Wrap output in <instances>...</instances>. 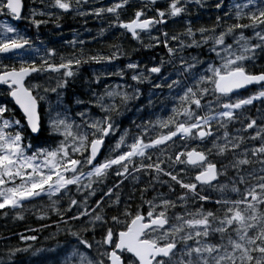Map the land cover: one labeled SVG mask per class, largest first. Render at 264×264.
Returning a JSON list of instances; mask_svg holds the SVG:
<instances>
[{"label":"snow or ice","instance_id":"6c2138e0","mask_svg":"<svg viewBox=\"0 0 264 264\" xmlns=\"http://www.w3.org/2000/svg\"><path fill=\"white\" fill-rule=\"evenodd\" d=\"M129 2L119 0L87 11L89 0H31L27 6L24 0H0V16L26 20L36 29L64 14L100 18L107 13L114 17L110 27L123 29L146 50L163 47L167 53V60L161 57L158 65L141 67L129 59L126 68L134 84L105 86L102 92L91 91L87 101L73 96L70 102L59 90L77 78L83 65L119 59L120 46L113 45L115 51L109 55L86 54L83 47L76 49L85 42L73 39L72 53L59 56L57 62L55 49L40 56L17 26L0 22V96L5 98L0 101V210H12L15 219L23 220L27 204L47 197V207L37 219L46 221L54 214L59 218L57 231L73 238L52 264H264V66L258 65L264 59V0L236 4L234 15L225 13L234 22L219 33L222 17L217 15L211 28L194 27L188 21L182 31H163V39L152 35L156 25H166L169 19L179 22L190 6L207 7V0H166V8L155 9L152 17L144 9L151 11L158 0H141L134 17L123 21L121 10ZM222 5L219 0L215 8ZM244 29L252 31L255 42L237 32ZM229 36L232 43L227 42ZM205 46L215 54L212 62L183 56L186 49ZM20 50H31L38 58H25ZM165 63L175 68L176 78L163 76ZM45 73L49 81L56 80L55 87L34 82ZM111 75L123 79L127 73L120 69ZM160 77L163 82L155 83V88L166 84L170 93L179 89L170 114L136 125V131L130 127L121 131L116 117L130 105L135 107L132 102L141 95L138 85ZM49 93L56 94L55 105ZM73 103L91 108L73 110ZM250 107L257 108L256 117L248 114ZM237 123L241 126L233 133L230 126ZM177 141H183V150H177ZM194 141L203 147H189ZM177 166L183 167L178 171ZM113 175L118 182L109 187L105 181ZM142 176L149 180L136 188ZM125 181L139 192L141 204L135 211L122 199ZM100 185L104 190L92 200ZM165 185L169 192L174 193L176 185L184 192L175 200L162 193L146 198L150 189ZM209 189L218 193L214 200ZM65 199L67 207L61 203ZM197 199L215 207L201 204L189 209L187 202ZM178 202L183 213L169 215ZM144 204L146 215L140 210ZM36 239L21 236L22 241ZM29 248H10L9 261Z\"/></svg>","mask_w":264,"mask_h":264},{"label":"trees","instance_id":"16d2710c","mask_svg":"<svg viewBox=\"0 0 264 264\" xmlns=\"http://www.w3.org/2000/svg\"><path fill=\"white\" fill-rule=\"evenodd\" d=\"M98 1L99 4L102 2L105 3V7L111 6L113 3L119 2V0H89V4L85 5L84 10H89V8ZM25 5H30L31 0H24ZM142 6L141 0H130L129 4L125 6V9L121 10V20L128 21L129 19L133 18L135 12L137 10H140ZM166 0H158L157 4L153 6V9L149 11L147 8L144 9L147 16H155V9H164L166 8ZM37 8L41 7L39 3L36 5ZM214 11H219L221 9H213ZM57 11V10H53ZM207 11V8H200V11L197 15L192 18L191 22H195L196 20L200 19L204 13ZM27 12V7L25 8V13ZM89 17H80L75 15V13L72 14H64L63 18L59 21H56L55 18H53L48 24L41 25L39 29H36L35 27L31 26L26 20H21L18 22H14L9 18L13 25L18 27V30L22 33L26 34L27 37H29L33 43H36L38 40V34H48V42L52 45H59L61 46V42L64 40L62 39L63 35L69 34L71 31H74L71 28H74L78 24H82L84 28L90 27L87 24L89 21ZM40 19L41 17H37ZM43 19H47V17H43ZM114 20V17L107 14V21L108 25L112 23ZM204 24H207L205 21H201ZM59 23V27H67V30H54V31H48V28H52L56 26V24ZM169 23V20L167 24ZM159 26V25H158ZM57 27V26H56ZM210 27V26H209ZM46 31V32H45ZM93 32V31H91ZM158 33L161 35L162 31H158ZM163 39V38H162ZM70 41H72L71 38L67 37L65 38L64 42L67 45ZM106 53L111 54L113 51H115V48L113 45H119L120 44V38L117 31H109L108 38L106 40ZM93 55L97 54L96 47L92 48ZM102 49H99L98 52H101ZM90 53L92 54V51L90 50ZM104 53V52H101ZM143 50L140 48L138 51H132L130 55V59L137 60L144 64H152L154 61L158 62L160 61L161 57L156 54L155 57H152L151 61L148 59H144L142 57ZM35 59V58H33ZM258 65L264 66V59H260L258 61ZM18 66V65H17ZM250 70H252L250 68ZM260 67L258 66L255 71H259ZM2 87V86H0ZM80 96H84V92L82 91L80 93ZM5 98H0V101H3ZM257 107H260V102L255 103ZM250 116L256 117L257 114V108L256 107H250L249 113ZM240 127L241 125L239 123L235 124V127ZM129 127L134 128V124H129ZM178 148L177 150H180L179 145L177 144ZM212 158V156H210ZM163 179L167 180V177H164ZM149 177L148 176H142L141 177V183L136 185V188H143L145 184L148 182ZM221 180H223V177H221ZM113 181H116L112 176L106 180L105 184L107 186H111ZM104 185H100L97 190V195L92 197V200H96L99 198L101 192L104 190ZM151 190V189H150ZM135 189L133 188L131 181H126L125 186L122 187V199L127 201L132 205V208L134 204L137 202V199L139 198V192L135 191V196L132 199H129V193L134 192ZM165 192L166 194H169L176 198L177 195L183 194L184 190L180 189L178 185L175 186V192H169L167 186H157L156 191L154 192ZM213 198V200L218 196L217 192H214L210 194ZM148 193H146V198L148 197ZM63 206L66 205L65 202L62 203ZM201 201L196 200V205H201ZM205 207L207 208H214L215 205L213 203L204 202ZM122 208V207H121ZM7 211L8 215H4V212ZM24 219L23 220H17L15 219V212H12V210L6 209V210H0V259L4 261V264H40L41 261H47V264H51L50 261L55 259L58 255V243L61 242L62 244L68 242V238L73 239L72 237L66 235L64 231H57V223H58V217H56L54 214L49 215V218L46 221L41 220H35L37 218L38 213L33 214L32 212H22ZM67 219V217H65ZM45 223L49 225V227L44 228L42 227ZM30 229H35V231H30ZM29 236V235H35L37 237L36 240H27L22 241L21 236ZM91 235L90 233L88 234ZM97 239H99V236H97ZM29 246H31L29 248ZM29 248L27 252H20L17 253L14 257L11 258V261H9L7 257V252L10 248ZM39 250V251H38Z\"/></svg>","mask_w":264,"mask_h":264},{"label":"rangeland","instance_id":"374dc122","mask_svg":"<svg viewBox=\"0 0 264 264\" xmlns=\"http://www.w3.org/2000/svg\"><path fill=\"white\" fill-rule=\"evenodd\" d=\"M217 2H219V0H207L208 6L204 7V8H207V11L204 13V15L200 19H198L192 23L194 27L204 26V27L211 28L216 21V16L219 15L222 17L221 26L218 27L219 30L217 32V33H219V31H221V29L227 27L228 24H231L234 22V20L231 19L230 16L225 15V13H232L234 15V11H235L234 6L236 4L243 5L245 3H249V0H223V5H222L221 10L214 11L213 9L215 8V4ZM259 2H260V0H256V3H259ZM199 11H200V7L190 6L189 12L187 14H185L184 16H182L181 18H179V22L174 23L173 20L169 19L168 24L162 25V31H170L171 32V30H173V29H175L177 31H182L183 28L186 26V22L191 21L192 18H194V16L199 13ZM5 20H6L5 17L0 16V22H3ZM202 20L205 21L207 24L202 23L201 22ZM7 21L12 24V22L10 21L9 18ZM243 22L247 23V21H243ZM13 26H15V25H13ZM158 28H159L158 25H156L153 28L152 35L161 36V39H162V35H160L158 33ZM240 31H243L246 36L253 37V42H255V38H254L253 33L250 29L237 30L238 33ZM71 32L68 35L69 38H72ZM90 32H91V30L84 28L83 31L80 33V35L82 36L83 39H85L87 34ZM197 37H199L198 33H197ZM132 41L133 42L128 41L126 36L125 35L123 36V40L120 44V48L124 54L127 51L128 54L131 55L132 51L138 50L139 43H137L134 40H132ZM144 42L145 43L149 42L147 35H144ZM227 42L232 43V37L231 36L227 37ZM33 47L38 48L40 50L39 51L40 56L45 54L46 49L40 47L39 45H33ZM208 47L209 46H205L203 49H196V48L186 49L183 52V56L185 57L186 60H191V57L197 56L200 60L212 62L213 59L215 58V54L209 52ZM159 48L162 49V52H160V55H162V57H164L165 60H167L166 50L163 47H159ZM194 49H196L197 52H194ZM97 54H101V52H97ZM9 55H12V54H9ZM20 55H22L25 58H31V59H33V58L37 59L38 58L37 53L32 52L31 50H29V51L23 50L20 52ZM55 59H56V61H59V56L57 55ZM178 59L179 58L177 57V63H178ZM16 60H17V57L13 56V60L11 62H15ZM132 61L140 63L141 67H143L145 65L144 63H141L137 60H132ZM5 62H9V61H5ZM159 62L160 61H158V62L154 61L152 64L158 65ZM127 63L123 62L122 65H117V66H116V64L111 65V64L103 63L101 74H104L105 77H107V86L110 85V86L115 87L118 84L123 85V84H125V82H127V84H129V85L134 84V82L131 80V72H130V70H128L126 68ZM152 64H150L149 66H151ZM200 67H201V70H203V66H200ZM120 69H124V71L127 73V75H125L123 79H121V77H119V76L111 75L112 71H119ZM175 71H176L175 68L171 64L165 63L164 68H163V76L171 75L172 78H176ZM79 75L82 76V79L89 78L88 75L86 74L85 68L80 70ZM47 77H48V74L45 73L42 76L38 77V79L35 80L34 82L47 83V84H50L51 86L55 87L56 80L52 79L49 81ZM162 82H163V77H160V78H155L152 83H144V84L138 85L139 89L141 90V95H140L139 100L132 102V104L135 105V107L130 105L129 110L123 111L121 115L116 117V120L118 121V126L120 127L121 131L124 128H129V124H133V121H135V125H134L135 127H134L133 131H136V125L147 122L149 119L155 121L157 117L166 118V116L168 114H170L171 107L173 106V103L175 102L173 99L174 93L176 91H179V89H174L173 92L170 93L166 84L161 88H155L153 86L155 83H162ZM168 82L170 83L171 81L169 80ZM85 84H88V83H85ZM82 88H83V82H82ZM59 91H61V93L63 94L65 99L69 98L70 95L68 97H66V90L65 89H60ZM83 92H89V90L86 88H83ZM48 95H49L50 100L53 103V105H55L56 94L55 93H49ZM90 95L87 96L84 93V96L79 95V97L87 101V100H89ZM0 98H2V96H0ZM72 98H73V96L70 97L71 101H72ZM149 99H151V101H152L151 104H149ZM205 103H206V101H205ZM72 107H73V110L79 108L80 110L88 111L91 108V105H75L73 103ZM137 107L142 109V111H137L136 110ZM91 111L95 112L97 110L92 108ZM70 115H74V111H73V113H70ZM75 119L77 120V122H79L78 116H75ZM236 128H238V127H236ZM214 130H215V126H214ZM164 131H167V130H164ZM230 131H232L234 133L235 129L230 128ZM249 131L251 132L252 130H249ZM245 135H247V134H245ZM118 136H119V133L117 134V136L113 140L118 139ZM247 143L249 145L253 144V142H250V141H248ZM177 144L179 145L180 150H183V148H182L183 141H177ZM197 146L203 147L202 145H200L199 141L191 142V144L189 145V147H197ZM208 146L209 147L211 146L210 143L208 144ZM210 159L219 160L220 158L213 156ZM182 167L183 166H177V170L179 168H182ZM70 187L72 188V195L74 196L73 192L76 193L75 187L74 186H70ZM152 192H153V196L157 195V193H155L154 191H152ZM212 193H214V191L209 189L208 194H212ZM76 195H77V193H76ZM167 197L171 198L173 200L176 199L175 197H173L169 194ZM47 203H48L47 197H44L43 200H41L40 198H36L34 203H29L26 205V208L23 210V212H30V213L32 212L33 214L38 213V215H40V214H42L43 209H45L47 207ZM61 203H63V202L61 201ZM65 203H66V205H64V207H67V203H68L67 199H65ZM189 203L192 205H196V201L190 200L187 202V207L189 209H195V208L190 207ZM139 204H141L140 198L137 199V202L134 204L132 210L135 211L136 206ZM121 207L123 208V204L121 205ZM140 210L144 213L145 212L147 213L148 205L144 204ZM172 213H181V214L183 213V208H181L179 206V202H178L177 208L170 210L169 215H171ZM35 220H38V219L36 218ZM72 240L73 239L68 238V242H71ZM67 243H64V244H62L61 242L58 243V253L66 246ZM55 259H53L52 261H54ZM52 261H50L51 264H52Z\"/></svg>","mask_w":264,"mask_h":264},{"label":"flooded vegetation","instance_id":"af4514ba","mask_svg":"<svg viewBox=\"0 0 264 264\" xmlns=\"http://www.w3.org/2000/svg\"><path fill=\"white\" fill-rule=\"evenodd\" d=\"M95 6L97 7L98 5L95 4ZM101 23H102V25H99L97 17H95V16L89 17V21L87 22L86 25H88L90 27H88L87 29L91 30L93 32H90L87 34L85 44L84 45H78V47L76 48L77 51H79L80 47H83L86 54H88V50H91L92 54H93L92 48L96 47L97 52L99 49H102L101 52H104V54H102V55H107L106 50H105L107 45L105 42L108 38V35L107 34L101 35L98 33L101 29L107 30V29H109V27L103 26L106 23V19H102ZM71 29H73L75 32H82L84 29V26L82 24H78L77 26H75L74 28H71ZM111 29L117 30V32L119 34V38H120V44H121V42L123 40V36H124L123 29L114 28V27H111ZM120 44H119V46H120ZM63 45H64V48L55 50L58 56H61V55L67 56L70 53H72V51H73V49L68 48L69 45H67L65 42H63ZM148 51H149L148 60L151 61L152 57L156 56V51H155V48L150 49ZM57 62H59V61H57ZM123 62H124V53L122 51L120 58L113 60L111 62V64L112 65L116 64V66H117V65H122ZM102 67H103V63H101V64L91 63V64L83 65L81 67V69H84V68L87 69V72H88L87 75L89 78L82 79V76L78 75V77L74 81H70L69 86L65 89L66 90V97L73 94L76 89L82 88V82H83V88H86L89 90V92H84L87 96L90 95L91 91H93V90H95L97 92H102L103 88L105 86H107V77H105L104 74H101ZM97 76L100 78L99 84L96 83V77ZM39 83H42V82H39ZM85 83H88V84H85Z\"/></svg>","mask_w":264,"mask_h":264},{"label":"bare ground","instance_id":"6f19581e","mask_svg":"<svg viewBox=\"0 0 264 264\" xmlns=\"http://www.w3.org/2000/svg\"><path fill=\"white\" fill-rule=\"evenodd\" d=\"M86 28H88V27H86ZM80 33H81V32H75V31H72V32H71V34H72V38H71V39H72V40H73V39H76V40H83V38H82V36L80 35ZM68 44H69V43H68ZM88 54H91V53H90V50L88 51ZM101 54H104V53H101ZM107 55H109V54H107ZM86 74H87V72H86ZM81 75H82V74H81ZM134 127H135V126H134ZM236 127H237V126H236ZM236 127H235V126H234V127H233V126H230L231 129H235ZM133 129H134V128H133ZM114 138H115V137H114ZM114 138H113V139H114ZM113 141H114V140H113ZM212 157H213V156H212ZM179 169H180V168H179ZM179 169H178V170H179ZM112 177L118 182V178H116L114 175H113ZM125 182H126V181H125ZM105 183H106V182H105ZM162 187H163V186H162ZM155 193H157V192H155ZM158 193H162V194H164L165 196H168V194H166L165 192H161V191H159ZM158 193H157V194H158ZM73 194H74V196H76V193L73 192ZM148 195H149V196L147 197V199H150V198L153 196V192H152L151 190H149ZM201 203L204 204V202H201ZM189 206L192 207V208H196V207H198V205H192V204H190V203H189ZM143 213H144V212H143ZM144 214L146 215V212H145Z\"/></svg>","mask_w":264,"mask_h":264}]
</instances>
